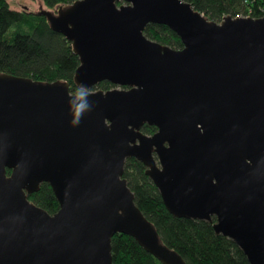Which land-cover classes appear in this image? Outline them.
I'll list each match as a JSON object with an SVG mask.
<instances>
[{
    "label": "water",
    "instance_id": "obj_1",
    "mask_svg": "<svg viewBox=\"0 0 264 264\" xmlns=\"http://www.w3.org/2000/svg\"><path fill=\"white\" fill-rule=\"evenodd\" d=\"M38 13L71 42L77 86H116L90 90L74 126L67 81L0 71V264H112L117 232L162 264H187L135 204L128 157L172 215L211 221L264 264V13L214 21L186 0H74ZM148 23L182 47L146 37ZM41 182L58 202L51 214L27 197Z\"/></svg>",
    "mask_w": 264,
    "mask_h": 264
},
{
    "label": "trees",
    "instance_id": "obj_2",
    "mask_svg": "<svg viewBox=\"0 0 264 264\" xmlns=\"http://www.w3.org/2000/svg\"><path fill=\"white\" fill-rule=\"evenodd\" d=\"M73 1L42 0L47 7L45 9L51 10ZM186 1L214 21H220L225 15L243 13L260 17L264 13V0ZM143 33L172 48L182 47L176 33L164 24L148 23ZM78 64V56L73 52L71 42L52 30L44 15L26 8H12L8 0H0L1 72L37 81H67L70 92L74 93L77 85L73 75ZM114 86L102 80L90 88L106 90ZM155 130L153 125L145 123L141 126V131L146 134H152ZM6 172L10 170L6 169ZM122 176L134 194L135 204L153 224L162 242L177 251L187 264H250L229 237L214 231L211 221L177 217L167 211L158 189L145 174L141 161L134 157L126 158ZM27 197L50 214L58 209V202L47 182H41L37 190L27 193ZM111 255L112 264H162L133 237L119 232L111 237Z\"/></svg>",
    "mask_w": 264,
    "mask_h": 264
},
{
    "label": "clouds",
    "instance_id": "obj_3",
    "mask_svg": "<svg viewBox=\"0 0 264 264\" xmlns=\"http://www.w3.org/2000/svg\"><path fill=\"white\" fill-rule=\"evenodd\" d=\"M91 95L90 89L85 85H78L73 97L70 99V111L73 115L72 125L76 126L80 123L82 116L92 109V103L88 97Z\"/></svg>",
    "mask_w": 264,
    "mask_h": 264
},
{
    "label": "rangeland",
    "instance_id": "obj_4",
    "mask_svg": "<svg viewBox=\"0 0 264 264\" xmlns=\"http://www.w3.org/2000/svg\"><path fill=\"white\" fill-rule=\"evenodd\" d=\"M10 7L15 8V9H23L26 8L29 11H38L41 8H47L42 0H8ZM54 9V8H52ZM237 16H245L242 14H238ZM115 87V86H114ZM113 88V87H110ZM91 89V88H90ZM96 89H91V90H97Z\"/></svg>",
    "mask_w": 264,
    "mask_h": 264
},
{
    "label": "built area",
    "instance_id": "obj_5",
    "mask_svg": "<svg viewBox=\"0 0 264 264\" xmlns=\"http://www.w3.org/2000/svg\"><path fill=\"white\" fill-rule=\"evenodd\" d=\"M245 16H249L248 14H245Z\"/></svg>",
    "mask_w": 264,
    "mask_h": 264
}]
</instances>
